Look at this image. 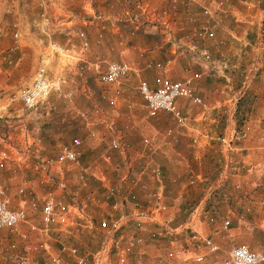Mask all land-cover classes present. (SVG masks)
Returning <instances> with one entry per match:
<instances>
[{
  "label": "rangeland",
  "instance_id": "1",
  "mask_svg": "<svg viewBox=\"0 0 264 264\" xmlns=\"http://www.w3.org/2000/svg\"><path fill=\"white\" fill-rule=\"evenodd\" d=\"M125 2L127 3V1ZM140 2L141 5L139 2L135 3V1H132L131 3L135 8L137 7L138 3V6H142V4L147 6L148 4L145 0H141ZM261 2V0L241 1L242 4L244 3L243 6L244 8H246V10L251 8L252 3H255L254 5H260ZM44 3V7H42L37 4L36 0H0V98L5 93V91L7 92L11 89H15L29 81V78L32 77L38 64L40 63L42 56V44H44L43 41H45L46 39L53 40L62 44L64 43L68 48H70L71 46H75V51H78L76 56H79V59L74 60L72 71L69 69L70 64L67 62H65V66L68 69H60L59 71H56L52 68V59L53 57H59L57 55H54L52 57L48 65V71L50 74L59 73L60 71L62 72V76L64 77L63 84H65L66 87L71 90V95L69 98H63L60 93H50L41 104H38L33 108H26L28 110L27 113L30 114V120H34L36 122L34 128H32L33 125L31 124L32 126L30 125V127H28L29 129H26V131L28 132V139H33L34 141L39 142V149L34 147L35 144L25 142L23 143V145H25L23 149H20L21 141H16L17 145L15 144L16 146L14 147L11 144L8 135L11 136L14 133H18L19 129L22 128H20V124L17 125V123H13L15 122V118L11 117L10 115H5L0 118V162L2 163V166H0V185H3L5 187L7 182L5 181V179L8 176V171L9 173L15 174V176L17 177L16 183H23V181L27 182L33 180L34 184L37 186V188H39V190L36 191L39 199L45 197L53 203L59 201L63 202L64 204L71 203L75 206L78 214H81V218L77 217L78 215H76V212L74 210H70L69 220L72 222V225L70 226H77L78 224L76 223L79 222V224H82L80 225V227L83 229L84 233L86 231H91L92 227H96V225L94 224V220L104 218L111 225H115L113 224L115 218H117L120 214H122L123 216L127 214V207H125L123 210H119L117 208L114 210L109 208L108 206L111 200H114L118 197L119 191H121V189L118 188V184L120 182L119 177L123 173L125 174V171H127L129 175L145 182V184L151 179V188H148L146 185V192H160L162 200L165 201L163 204H166L167 202L169 203V209L164 206L161 214V223H165L169 228L177 231V228L180 225H183V220L181 219L182 212L177 207V202L180 201V199L178 198L179 190H187L186 192L188 193V197L185 199V202H188L189 204H186L185 206L187 208H190L198 201L197 198L199 197L201 192V185H188L186 183L188 176H185L181 179V184L183 185L182 189L177 190L178 187L177 189L166 188L165 191L164 173L160 172V176L157 179L150 176L148 178V176L144 173H142L141 175H137L130 163V160L132 159L128 158V152H132L134 154V157L136 158V161H139L138 163H134L135 166H138V164L140 165L139 171L145 172V167L148 166L149 160L157 161L155 159L156 157L154 153L156 150L160 149V146H165L166 149H172V141L174 138L172 135L173 132L170 135H166L165 130L168 127H171L173 128V131H178L180 129V132H182V130L186 131L185 128L189 127L191 122H189V119L186 117L184 126L176 127L174 126L170 116L164 112H158L155 117H147L143 109L144 102L141 100L136 90V80H134V82L130 84L127 81L126 84V79L129 80L135 75L132 70H130V74L127 77H124L125 80L122 79L123 82L121 84L118 83L119 81L114 83L117 84L119 90L121 89L120 99L116 104L117 107H107L106 103L103 101L102 94L107 89L108 85H100L96 83V78L99 74V71H102L103 69L101 70L100 64L87 63L88 60L85 59V55L88 48L81 49L79 47V40L76 37V33L79 31H81L84 36L86 35V29L84 28L87 24V21H89V19L91 20V17H89V13H87L86 11H81L77 15L73 14V12L78 13L79 10H82L83 6L87 3L95 5L96 0H44ZM168 3L169 6L167 7L173 10L174 8L172 7V5L174 2L171 0H167V4ZM101 4V2L98 3V5ZM41 12H44L48 17L47 20L50 25V29L48 32H42L38 28L37 21ZM75 19H77L78 21L76 22ZM214 19H218V22H220L219 16L217 14L214 15ZM60 22H62L63 24L60 25ZM11 24H14V26L12 27ZM12 28H16V30L18 31V36L15 41L16 46L12 49H9V47L12 45ZM27 39L34 40L36 44H38V46L36 45L32 48V54H27L26 51H28L29 47H24L22 50L23 53L21 54L20 51L17 50L19 46L18 42ZM85 39L87 40V37H85ZM95 39L100 40L101 38L96 37ZM117 39L118 37H114V35L110 36V40L113 42H116ZM251 42L252 41H250V43ZM215 43L219 46L223 45L218 44L217 42ZM244 52L245 54L249 53V49ZM229 58L230 57L227 55L223 56L222 58L223 61H225V67L232 66V69H238L240 80L237 84H241L246 70L245 65H243L242 67V65L240 64H242V58L245 61L246 57L244 56L236 62L232 61V58L229 60ZM216 60L217 61L213 62L212 64H216L218 61H220V58H216ZM56 61L58 60L56 59ZM61 66L62 68H64V64H62ZM231 72L233 73V71ZM255 75H264V65L255 70L253 76ZM231 95H233V93L230 94V96ZM128 103L132 106L130 112H127L125 110V106ZM21 106L22 105H12L11 107L9 106L7 108V112L9 108V111H11L20 108ZM42 109L47 110V117H43L42 115V123H39L38 113H40ZM94 109L95 111L92 112V110ZM99 112V116L95 115L99 114ZM101 115H103V117ZM121 115H123V117ZM116 116H121L124 119L122 124H118V121H113ZM79 120L80 123H78ZM99 120L101 121V126L99 128L96 127L95 129V125L93 127H90L88 125L93 122L96 123ZM106 124H109V127H104ZM77 128H79V133H76ZM89 129H95L97 131L98 134L96 138L92 139L87 136V131ZM239 129L240 128H235V134L239 133ZM120 133H124L126 138L128 139L133 134L135 135L143 133L151 138V146L158 142V145L160 146L158 149H153L154 147H151L150 149H143L142 147L141 149L136 148V146H129L128 150L125 152H108L105 144L110 134L117 135ZM49 135H51V137ZM217 135L218 134H215L212 138L215 144L214 147L216 146L215 137ZM22 136L23 135L21 134L19 140H21ZM24 136L26 137V133H24ZM25 137H23V141L25 140ZM73 137L80 138V145L78 147L79 156L76 161L74 163H55L52 170L46 173L45 180H40V175L38 172L39 168H35V166L38 165V162L34 155H37L38 157H51L60 144H68L70 139ZM191 138L192 136H187V139H185L183 143L186 149L194 150L197 148V142L200 138L195 134V137H193L196 139L194 144L191 143ZM44 145L45 150L42 151ZM12 147L15 149L14 154L16 153L15 155L17 157L16 159H14L15 167H12L9 163L12 160L6 157L7 154L5 151L8 148L11 149ZM105 151H107V153L109 154V159L106 161L102 160L99 156V153ZM133 160L135 162L134 158ZM211 160L212 163L210 162ZM217 160L218 159L216 154L213 155L212 159H208L206 163V169L204 172H202L203 176H205L206 174L211 175L213 173V170L218 166ZM232 162H235L234 165L236 167H239L240 169V166L236 164V160H232ZM195 168L196 167L192 168V171L194 173H196L194 170ZM12 169L14 170L13 172ZM58 182H63L65 188L62 189V187L57 185ZM225 186L226 184H223L221 186V189L225 188ZM108 187L114 188V194L110 195L107 198L106 196L108 195ZM230 188L232 189V185H230ZM141 191L144 192L145 190ZM86 194L90 197L88 201L83 200L84 195ZM141 194L143 193L140 192V196ZM69 198H71V200ZM147 198L148 197L144 192V194L142 195V199L146 200ZM191 201H195V203ZM218 202L219 200L215 203L212 201L208 206L210 213L216 219L214 223H207L203 219H201L190 224L183 231L167 233L160 226V224L154 223L150 219V217L147 216V219H142V222L137 223L136 221H131L125 222L124 224L119 223L116 237L122 236L121 238L123 239L125 235L138 233L142 234L144 238L143 243L140 245L141 247L147 248L149 246H152L157 250L156 253L159 254L162 252V250L168 248L175 249V258L173 259L175 262H177L178 264H192V243L188 238L190 235V231L195 230L202 233L205 232L204 229H206V227L210 229V226H212L211 228H214L215 231L221 230L220 220L222 217H220L219 214L221 211L219 210L220 204H218ZM172 206H175L174 209ZM244 217L245 216H243L242 218L245 219ZM164 218H166V220H164ZM26 219L28 222L34 223L38 227H40V222H38L36 210L32 213H28ZM84 220L91 222L92 227H87L89 222H85ZM232 227L233 226L231 224L228 230H221V233H223L222 235L225 237V240H228L229 243H231V246L241 243L244 245H248V247L251 249H257V247H251L249 238H242L243 236H245L244 232L242 231H235L237 233L236 236L238 237L234 238V235L231 233ZM148 231L155 232L156 237L153 239H149L146 235ZM69 236L70 237L67 240L69 242H66V240L62 238V244L75 246L80 255H85L87 257V264H90L88 258L96 250L101 237L94 239L92 242L90 241L88 245H83L81 244V242H85V239L87 238L85 235L80 233H69ZM209 237L213 241H215L210 235ZM34 240L32 241L35 242ZM39 240L42 242V238ZM169 240H174L176 242L173 247L167 246V242ZM253 240H255L258 245L264 242V237H259L258 240L253 238L250 239V241ZM10 242H14L15 244V247L12 249L8 248ZM43 242L49 251H51L52 253H57L56 249L53 248V246L49 247V244H47V242ZM216 243L219 246L218 251L216 253L207 255L206 259L209 260L210 256L213 257V255L217 253L224 254L223 257L226 256V249L228 250V245L226 248H222L221 243ZM79 244H81L84 248H81ZM22 247L23 243H20L17 240V236L15 233L0 229L1 262H3L4 264L11 262L13 263L11 256L16 252V250L21 251ZM28 256L31 263L41 264V261L45 257V254L43 253L42 249H35L28 252ZM146 256V252L140 254V259H138L137 262L133 264H142V257ZM115 259V255L111 254L108 261L110 260L111 264H117ZM127 259H129V254L126 257L124 264H131L127 261ZM62 260L65 261V264H69L70 262L68 256L62 257ZM158 261V264H168L167 261L162 260L161 257H158ZM106 264L109 263L107 262Z\"/></svg>",
  "mask_w": 264,
  "mask_h": 264
},
{
  "label": "crops",
  "instance_id": "2",
  "mask_svg": "<svg viewBox=\"0 0 264 264\" xmlns=\"http://www.w3.org/2000/svg\"><path fill=\"white\" fill-rule=\"evenodd\" d=\"M125 1H127L128 4ZM132 1H135V3L139 2L141 5V0H96L95 5L87 3L83 6L82 10H79L78 13L73 12V14L77 15L81 11H86L89 13V17H91V20L89 19V21H87L84 28L86 29V35L84 37H87L86 42L89 45L85 48H88L85 55L88 64H100L102 70L109 62L125 61L129 67V74L130 70L135 73L132 78L129 80L126 79V84L127 81L130 84L133 83L134 80H145L149 87H153V81L157 75L167 77L170 80H185L192 92L207 102V108L202 109L192 104L190 100L184 97L176 98L175 101L179 104L185 115V121L187 117L189 122H191L190 126L185 128L186 131L182 130V132H180L181 129L173 131L172 135L174 138L172 141V149H166L165 146L161 147L158 145L159 142L151 146L154 147L153 149H158L160 146V149L156 150L154 154L156 157L155 159L162 165L161 173H164L165 176L164 190L166 191V188L177 189V187V190H179L183 188L181 184L182 178L195 174L202 175V172L206 169L208 159H212L213 155H215V144L212 138L221 131L219 112L221 108L226 107L225 105L230 99V94H234L239 88V84H237L240 80L238 69H232V66H227L223 69L224 71L218 72L214 69L212 63L217 61L216 58L222 59L223 56L226 55L230 57L229 60L232 58L234 62L239 61V59L244 56L246 57L245 61H248L250 52L245 54L244 51L249 49V43L253 41L251 39L255 37L258 24H260L262 18L264 0H261L262 2L260 5H254L255 3H252L251 8L248 10L244 8V3H241L242 0H222L230 5L231 12H221L218 8H215V3L218 0H171L174 2L172 5L174 8L173 10L167 7L169 6L167 0H145L147 1L146 3H148L147 6L143 4L142 6H138V3L136 8L133 7ZM99 2L102 4L98 5ZM203 7H209L219 16L220 22L213 28L214 37L211 40H198L192 37L188 45H179L177 48L174 47L172 42H181L179 38L185 33L190 34L198 23L204 19L200 15V10ZM190 14L195 16L194 20H188ZM75 20L76 22L78 21L77 19ZM209 22H211V20H209ZM62 24L63 23L60 22V25ZM111 35L118 37L116 42L110 40ZM96 37H100L101 39L96 40ZM217 39L222 40L221 44L223 45H217L215 43ZM47 40L48 39L43 41L42 55L47 53ZM18 44L17 50H19L21 54L23 53L22 50L24 47H29L26 52L27 54H32V48L36 45L38 46L32 39L19 41ZM62 45L64 46L65 44L63 43ZM68 52V56L53 57V55V59L51 57L53 69L56 71L68 69L65 66V62H67L70 64L69 69L71 71L73 70L74 60L79 59V56H76L78 51H75V46H71L68 48ZM56 59L58 61H56ZM242 61H244L243 58L241 63L245 65V61ZM62 64H64V68H62ZM263 65L264 61L259 68ZM231 71H233V73ZM59 73L62 74L61 71ZM194 73H197L198 77H193ZM250 77V82L243 87L238 97V99L241 98V101L243 100V105L241 103V105L235 106V110H237L235 112H237V114L241 113L243 116L242 120L236 113L233 116L234 127L240 129L238 131L239 133L235 134L233 143H231V149L228 153V157L231 161L230 163L235 164L232 160H236V164L240 166V169L237 167V172H230L227 174L225 182L223 183L226 184V186L221 189V194L217 201L219 200L218 204H220V217H227L231 220L233 226L231 233L234 235V238L238 237L235 231H242L245 234L242 238H249L251 247L254 246L255 248L257 247V250L264 251V242L257 245L255 240L250 241L252 238L258 240L259 237H264V75ZM123 80H125L124 77ZM123 80L118 83L121 84ZM62 88L69 89L65 84H63ZM107 88L119 89L117 84H110ZM16 105L20 104H14V106ZM9 109L7 112V108L5 107L3 109L0 103V118L5 115H10L15 118V122L13 123H17V125L20 124V128H22L19 129L18 133H14L16 135H8L11 144L15 147L17 145L16 141H21L20 149H23L25 146L23 145L24 142L33 143L35 144L34 147L39 149V142L28 139V132L26 129L28 130L31 124L33 125H31L32 128L36 125L34 120H30V114L27 113L28 110L23 106L11 111H9ZM93 111L95 110H92V112ZM42 115L43 117H47V110L42 109V111L38 113L39 123H42ZM95 115L99 116L100 112ZM101 116L103 117V115ZM121 116L123 117V115ZM121 116H119L120 118L116 116L113 121L115 120L118 121V124H122L124 119ZM78 123H80V120ZM88 125L90 127L95 125L96 129V127L99 128L101 126V121L99 120L96 123L93 122ZM106 126L109 127V124H106L104 127ZM79 132V128H77L76 133ZM24 133H26V137ZM21 134L23 136L21 140H19ZM195 134L200 138L197 142V148L194 150L186 149L183 142L187 139V136H192L193 138ZM135 135L146 134L139 133ZM49 136L51 137V135ZM23 137H25L24 141ZM43 147L42 151L45 150V145ZM136 148L142 149L141 146H136ZM5 151L7 154L6 157L12 160L9 163L12 167H15L14 159L17 158L15 155L16 153L14 154L15 149L12 147ZM128 158L132 159L130 163L137 175H141L142 173L146 175L145 172L139 171V164L135 166L134 163H138L139 161H136L132 152H128ZM150 162L151 160H149L148 164ZM210 162L212 163V160ZM194 167H196L194 169L196 173L192 171ZM13 171L12 169V172ZM7 174L5 187L3 185L0 186L4 188L9 207L13 209H27L26 198L28 197V192H32L35 199H38L36 191L39 190V188H37L33 180L16 183L17 177L15 174L9 173V171ZM150 180L146 183L148 188H151ZM235 183L239 185V190L233 188V184ZM230 185H232V189ZM19 186L25 188L24 194L18 195L16 193V188ZM181 191H177L178 198L180 199V201L177 202V207L188 197L186 189ZM136 192L137 194L139 193V198L141 197L140 199H142L144 192L140 189H136ZM140 192L143 193L141 196ZM164 202L165 201H163V203ZM168 205V202L164 204L167 209H169ZM172 207L174 209L175 206ZM75 212L76 215H78L77 217L81 218V214H78L77 210ZM243 216H245V219L242 218ZM155 217L159 218L160 216L157 215ZM98 220H94L96 227ZM164 220H166V218H164ZM84 221L89 222L87 220ZM76 224L78 225H69L66 228H63V226H55L44 234H42V232L30 234L29 240H39L42 238L43 241L49 244V247L53 246V248L58 251V243L61 242L62 238L65 239L66 242H69L67 241L70 237L69 233H80L85 235L87 238L85 242H81L83 245H88L90 241L92 242L94 239L101 237L100 234H102V232L96 227L93 228L91 222H89L87 227H92V230L84 233L83 229L80 227L82 224H79V222ZM211 227L212 226H210L211 230L206 227V229H204L205 232L202 233H207L205 235H210L215 242L221 243L222 248H226L228 245L229 249L231 243L225 240L221 230L215 231L214 228ZM21 228L23 227L21 226ZM167 243V246L173 247L176 242L174 240H169ZM81 244H79V246L84 248ZM166 250L168 251L170 248L162 250L159 254L156 253L157 250L152 246L147 248L137 246L133 249L132 253L129 254V259H127V261L131 264L136 263L137 260L140 259V254L146 252L147 256L142 257V264H158V257H161L162 260H166L168 264H178L173 260L175 256L172 258L166 256ZM226 251L228 250L226 249ZM223 255L224 254L217 253L213 255V257L210 256L209 260L205 261V264H210L213 261L214 262L211 264H216L218 261H221L219 259H222L221 257H223ZM62 256L66 257L65 255ZM107 262L111 264L110 260ZM62 263L65 264V261L62 260ZM1 264L4 263L1 262ZM7 264L14 263L11 262ZM28 264L34 263L29 261Z\"/></svg>",
  "mask_w": 264,
  "mask_h": 264
},
{
  "label": "built area",
  "instance_id": "3",
  "mask_svg": "<svg viewBox=\"0 0 264 264\" xmlns=\"http://www.w3.org/2000/svg\"><path fill=\"white\" fill-rule=\"evenodd\" d=\"M39 6L44 7V0H36ZM215 8H218L221 12H231V7L229 4L218 0L215 3ZM200 15L204 18L198 25L192 30L190 34H183L179 41L172 42L174 47L179 45H188L190 39L194 37L198 40H211L214 37L213 28L216 26L218 19H214L215 13L209 7H203L200 10ZM48 17L46 14L41 12L39 19L37 21L38 28L42 32H48L50 25L48 23ZM194 20L195 16L190 14L188 20ZM211 20V22H209ZM247 23V22H245ZM12 27L14 24H11ZM18 36V31L16 28H12L11 40L12 45L9 49L16 46L15 41ZM76 37L79 40L80 47L85 49L88 45L84 34L79 31L76 33ZM253 41L249 43L250 57L245 63V74L239 88L236 92L230 96L229 101L225 105L222 115L225 118L224 125L220 133L216 136V146L215 154L217 156L218 162V175L212 181L210 187L204 189V194L199 201L196 202L192 210L185 217L183 225L177 228V231H183L190 224L195 221L203 219L207 223H214L215 217L210 213L208 208H205L204 201H206L209 193L218 185L222 186L225 182L227 174L230 172H237L238 168L231 164L228 157L229 150L231 149V143H233L235 137V127L233 125L234 109L238 97L243 89V87L250 82L253 73L264 59L263 54V44L259 39L257 30ZM217 43L221 44L222 40L217 39ZM47 53L41 56L40 63L38 64L35 72L29 81L15 89L5 91V93L0 98V103L2 108H8L14 104H20L24 108H33L36 105L43 102L50 93H60L62 97L69 98L71 95V90L62 88L64 83V77L60 73L50 74L48 71V65L50 63L51 57L53 55L64 56L69 55L67 46H63L53 40L46 41ZM216 71L222 72L225 69V61L220 59L216 64H213ZM129 75V67L125 61L123 62H109L105 65L104 69L99 72L96 83L100 85H110L114 84L127 77ZM250 75V76H249ZM193 77H198L197 73L193 74ZM153 87H149L145 80L136 81V90L139 94L141 100L144 102L143 109L147 117H155L158 112H164L170 116L173 121L174 126L182 127L185 124V116L181 110V107L175 101L176 98H186L194 105L202 109L207 108V102L203 100L198 95L194 94L191 88L187 85L185 80H170L164 76H156L153 81ZM121 91L117 88L106 89L102 98L106 103L107 107L115 108L116 104L120 99ZM239 95V96H238ZM132 109L131 104L125 106V110L130 112ZM95 110V109H94ZM173 132V128L168 127L165 130L166 135H170ZM97 131L95 129H89L87 131V136L89 138H96ZM80 138L73 137L70 139L68 144H61L57 148L55 154L51 157H37L38 165L35 168H39V179L44 181L46 173L51 171L55 163H74L79 156L78 147L80 145ZM151 138L147 135H132L129 139L126 138L124 133L109 136L106 141V149L108 152H125L128 150L129 146H141L146 149L151 148ZM196 139L192 138L191 143H195ZM107 151L99 153L102 160L106 161L109 159V154ZM0 166L2 163L0 162ZM162 165L158 161H151L147 167H145L146 175L157 179L160 176ZM203 176L201 174L190 175L187 178L186 183L188 185L198 184L201 182ZM120 182L118 188L119 195L116 199L111 200L109 207L111 209L123 210L127 207L128 212L125 216L120 214L115 218L113 224L111 225L104 218L98 220L97 228L102 232L100 242L96 250L88 258L90 264H106L108 259H110L111 254H114L117 264H124L128 254L132 253L133 249L140 246L143 243L144 236L142 234H132L125 235L123 239L117 235V228L119 223L136 221L142 222V219H147V216L160 226L168 233H175L177 231L169 228L165 223H161V214L164 209L163 200L160 192L150 193L146 192L145 182L134 178L129 175L127 171L123 173L120 177ZM60 187L65 188L63 182H58ZM235 190H239V185L237 183L233 184ZM112 187H108L107 198L114 194ZM136 189L145 190V194L148 197L146 200H140ZM16 193L18 195L25 193V188L19 186L16 188ZM27 199V209L23 208H10L8 205V198L5 196L4 188L0 186V229L8 230L9 232L15 233L17 240L23 243L21 251L16 250V252L11 256L14 264H28V252L38 249L43 251L45 257L42 259L41 264H63L62 255L68 256L69 264H87V257L85 255H80L75 246L63 245L62 242L58 243L57 253H52L45 246L43 240H36L33 242L29 240L30 234H37L42 232V234L47 233L50 229L55 226H63L66 228L71 225L72 222L69 220V211L74 209V205L63 202H51L48 198L42 197L41 199H35L32 192H28ZM71 200V198H69ZM90 199L89 195H84L83 200L88 201ZM36 210L38 222H40V227L36 224L27 221L28 213H32ZM76 211V209H74ZM160 216L156 218L155 216ZM117 223V224H116ZM23 226V228H21ZM231 226V220L227 217H223L220 220V229L226 231ZM147 237L153 239L156 237L155 232L148 231ZM189 240L192 243L191 250V262L192 264H205L207 255L216 253L219 249L218 244L213 241L209 236L197 232L195 230L190 231ZM15 247L14 242L8 245V248L12 249ZM175 249H170L166 252L168 258L174 256ZM214 262V261H213ZM211 262V263H213ZM210 263V264H211ZM216 264H264V251L251 249L248 245L235 244L232 245L226 256L218 261Z\"/></svg>",
  "mask_w": 264,
  "mask_h": 264
},
{
  "label": "trees",
  "instance_id": "4",
  "mask_svg": "<svg viewBox=\"0 0 264 264\" xmlns=\"http://www.w3.org/2000/svg\"><path fill=\"white\" fill-rule=\"evenodd\" d=\"M257 34H258L259 39L262 41L263 54H264V7L262 8V18L260 20V24H258V27H257ZM243 65L244 64H242V67H243ZM239 99H237L236 105H241V103L243 105V100L241 101V98H239ZM223 109H224V107L221 108V110L219 112V114H220V122H219L220 123V130L222 129L224 122H225V118L223 117L224 115H222ZM235 111H237V110L234 109V114L235 113L237 114V112H235ZM237 116L240 117V119L242 120L243 115L241 113L237 114ZM218 172H219L218 167H216L213 170V173L211 175L206 174L205 176H203V174H202L203 178H202L201 182L198 183L201 185V192H200L199 197L197 198L198 201L203 196L204 189L210 187L212 181H214V179L217 177ZM220 194H221V186L218 185L209 193V195L206 198V201H204L205 208H208V206L211 204L212 201L214 203L217 202V199H218ZM213 198H215V199H213ZM185 201L186 200H184L183 202H181V204L178 205L179 210L182 212V216H181L182 218L181 219L183 220V222H184L185 217L189 214V212L192 210V208L194 206V204L192 203L193 205L190 208H187L185 205L189 204V203L185 202ZM191 202L195 203V201H191Z\"/></svg>",
  "mask_w": 264,
  "mask_h": 264
}]
</instances>
